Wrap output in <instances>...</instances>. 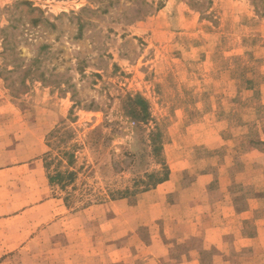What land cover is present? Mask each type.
<instances>
[{
  "label": "rangeland",
  "instance_id": "obj_1",
  "mask_svg": "<svg viewBox=\"0 0 264 264\" xmlns=\"http://www.w3.org/2000/svg\"><path fill=\"white\" fill-rule=\"evenodd\" d=\"M263 14L264 0H0V217L38 206L24 217L40 253L0 264H75L78 250L93 264L129 244L124 208L110 203L135 205L172 172L185 189L163 214L197 225L172 253L202 254L210 224L226 230L229 264H264ZM57 173L62 190L46 178ZM202 173L213 215L186 190ZM144 201L159 216L158 199ZM61 218L66 237L45 226ZM241 228L254 240L234 239Z\"/></svg>",
  "mask_w": 264,
  "mask_h": 264
},
{
  "label": "crops",
  "instance_id": "obj_2",
  "mask_svg": "<svg viewBox=\"0 0 264 264\" xmlns=\"http://www.w3.org/2000/svg\"><path fill=\"white\" fill-rule=\"evenodd\" d=\"M177 13L181 15L180 18H182V14L180 11V7L177 8ZM181 20V19H180ZM181 20V21H182ZM4 124L0 122V130L1 127H3ZM5 138L4 133L0 131V141H3ZM21 143H19L17 146L20 147ZM8 152H11L10 150ZM30 152V151H29ZM0 150V154H2ZM31 153V152H30ZM6 154V153H5ZM2 154V159H4V155ZM35 156L32 158H26L24 160H21L22 162H28L32 159H34ZM30 165V164H29ZM32 165V164H31ZM4 166H0V172H4L5 169H3ZM5 168V167H4ZM22 169H26V167L23 165ZM12 169H7L6 171H10ZM238 173V172H237ZM242 173H238L237 178L241 179ZM47 181L50 185L49 176L46 177ZM175 179V181L173 180ZM213 179L212 174L210 173H202L196 175L195 181L186 188L188 191H196L197 198L200 199V201L205 206L203 208H206L208 210L207 214L211 213L210 215H213L212 209H214V204L212 203L213 197L212 194H210L209 190H207L208 184ZM208 183V184H207ZM52 185V183H51ZM248 184L246 186L249 187ZM245 185L243 184V187ZM228 186L222 185L219 188V192L222 195V199L228 198L229 199V193H228ZM185 188L180 187V180L176 179V173L172 172V175L170 179L167 182L162 183L161 185H158L156 189L147 192L142 193L139 195V198L141 199L138 201L135 205H132L131 207H127V203L125 200L111 202V205L118 206L120 208H124L125 215L123 217H120L119 219L123 221L122 225L125 226L124 231H128L126 235H124L123 238L126 244L123 247H120V249H110L108 250L104 256L100 254V252H93L92 257L97 258L93 261V264H170V263H176V264H229L228 260V251H226V248H224V239L222 232L226 230L220 229L219 226H211L208 225L206 229V236L203 239L204 240V251L202 254L199 252L193 251V250H187L183 251L179 254L175 253L173 254V247L174 244H183L187 240L191 239L192 237L196 236V226H194L193 230L191 220L190 221H181L180 226V220L177 219V217H173L170 215L168 218H166L163 214L167 209H175L177 206H174L176 203V198L178 196V193L181 192V190H184ZM264 190V189H263ZM168 196L172 198L173 203L166 204L165 200L168 199ZM145 197H151L152 199H158V201L153 202L152 207H154V211L159 214L155 219L148 218V202L144 201ZM51 200H46L43 204L39 205V207H42L44 205H49ZM256 201V200H252ZM251 201V202H252ZM250 202V203H251ZM229 205L232 207V203L229 202ZM28 206V207H27ZM23 206L24 210L10 218L0 217V257L10 256V255H23V256H30V257H36L39 256L40 253L39 250H37L38 246H35L38 241V235L29 233L27 234L25 230L27 229V224L29 223V220L24 217L25 213L27 211H31L33 209H36L38 206ZM134 206V207H133ZM256 207H250V209H255ZM38 209V208H37ZM138 210L139 214H135L134 210ZM233 213V212H232ZM234 214V213H233ZM115 217L113 216L110 218L109 224L115 222L118 219V212H115ZM139 215L141 218L140 220L138 217ZM209 215V216H210ZM239 219L240 217H244L243 219H254V212H247L245 214L236 215ZM45 219L39 218L37 221ZM63 218L60 219H52L51 222L47 223L45 226L47 228H52L54 226H58L59 224L64 227L61 229V233H63L66 236H68L69 226L68 224L64 223ZM134 220L141 222L139 224L140 228H145L147 236H140L137 232V226L134 230ZM8 221H12L13 223H18L16 226L13 225L12 228H5V223ZM255 223V221H254ZM259 223V222H256ZM261 223H264L262 221ZM26 225V226H24ZM123 228V227H122ZM174 229V230H173ZM67 231V232H66ZM173 231V232H172ZM241 230L238 232L236 236H234V239H236L238 242H248L252 241L254 239H248L247 236H242ZM63 234H60L64 237ZM53 236V235H51ZM55 236V235H54ZM7 238V239H6ZM65 240L67 238H64ZM36 242V243H35ZM66 245L61 248L60 256L64 257L69 255L67 252V241L65 243ZM135 246V250L132 249V247ZM244 247V246H242ZM30 250L29 252H26ZM241 250V249H240ZM239 252V250H238ZM207 253V254H206ZM84 252H81L80 250L77 251V255L75 257H71L72 261L71 263L75 264H85V258H84ZM64 263L66 264V260L64 259ZM70 263V262H69Z\"/></svg>",
  "mask_w": 264,
  "mask_h": 264
},
{
  "label": "trees",
  "instance_id": "obj_3",
  "mask_svg": "<svg viewBox=\"0 0 264 264\" xmlns=\"http://www.w3.org/2000/svg\"><path fill=\"white\" fill-rule=\"evenodd\" d=\"M263 16H264V14H263ZM69 180H71V174L69 175ZM64 180V174H61V173H57L54 177H50L49 178V181H50V184L52 183V182H56V183H58V185L60 186V189L62 190V189H64L63 187H64V185H63V181ZM66 202H67V200H65Z\"/></svg>",
  "mask_w": 264,
  "mask_h": 264
}]
</instances>
